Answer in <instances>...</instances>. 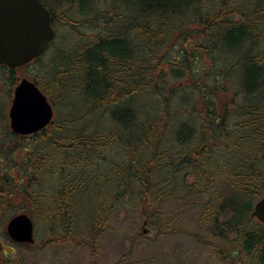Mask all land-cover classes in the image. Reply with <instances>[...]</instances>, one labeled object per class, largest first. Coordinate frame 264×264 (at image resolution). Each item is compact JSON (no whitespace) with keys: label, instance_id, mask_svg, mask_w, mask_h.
I'll use <instances>...</instances> for the list:
<instances>
[{"label":"trees","instance_id":"trees-1","mask_svg":"<svg viewBox=\"0 0 264 264\" xmlns=\"http://www.w3.org/2000/svg\"><path fill=\"white\" fill-rule=\"evenodd\" d=\"M46 1L72 30L102 22L110 31L57 53L56 101L39 81L56 105L68 89L78 93V116L28 138L0 112V224L21 213L39 218L61 232L44 240L49 248L78 240L93 213V233L80 242L94 251L116 202L136 197L150 219L154 201L177 200L181 216L197 212L195 240L216 247L221 264H264V225L251 218L264 196V0H109L104 12L108 0ZM74 3L80 22L69 17ZM24 67L0 66L10 87L29 77ZM1 91L0 81V101ZM105 117L109 134L100 132ZM104 182H114L111 205L103 189L95 194ZM0 264H8L1 248Z\"/></svg>","mask_w":264,"mask_h":264},{"label":"rangeland","instance_id":"rangeland-1","mask_svg":"<svg viewBox=\"0 0 264 264\" xmlns=\"http://www.w3.org/2000/svg\"><path fill=\"white\" fill-rule=\"evenodd\" d=\"M100 2L101 8L99 7L98 10L101 12H104L105 9L109 11L112 8L113 4L109 0ZM77 4L72 8L75 11L72 19L80 22L83 17L79 8H77ZM122 10L125 13V10ZM55 11L60 16L62 15L57 9ZM125 22L123 20L121 24ZM75 26L74 30H72L70 26H65L63 19L55 22L57 35L53 44L42 56L40 63L29 65L23 72L24 75L28 74L29 78L36 76L45 87L49 96L53 97L55 101L56 95L51 91L54 85L50 82L49 73H51L57 53L72 51L78 44H84L87 42L85 41L87 39L85 36L95 37L97 35L100 36V34L106 36L110 31L108 30L110 26L107 28L102 22L93 28H89L88 25L76 24ZM0 81L2 83L0 112L4 113L3 119L6 118V123L8 122L10 126L9 111L13 102V90L17 82L13 87H10L12 83L6 79V72L2 70H0ZM183 85L185 86L186 84L184 83ZM186 92H180L177 95V100L184 98ZM66 96H68L66 104H61L59 100H57V105L54 104L56 111L55 121H62L66 117L73 119L74 117L70 115V112L77 115L83 111L84 101L78 93L70 88L67 90ZM144 101L146 102L145 99ZM86 120L87 118L76 125L82 128ZM100 121L106 123L110 121V118H101ZM103 123H100V126ZM107 125L104 124L105 131L101 130L100 132L111 133L112 124L108 122ZM91 128H95V125H92ZM113 151H107V154H105L110 161L105 164L106 167H103V173H107L111 169V161L114 158ZM114 164H119V162H114ZM92 171L90 170V174ZM52 172L54 173V171ZM159 178L161 179L160 176ZM112 184L114 185V182ZM113 185H108L104 182L95 189V194L98 193L96 191L103 189L99 193L102 194L103 192L101 196L107 198L105 200L109 203L108 205L112 203ZM174 196H178V193H174ZM84 202V199H82L81 203L84 204ZM179 207L180 204H178L177 200H168L160 205L159 202L154 201L153 208L148 210V213L151 210L150 213H153V216L147 219L145 204L140 202L138 198L128 196L124 201L116 202L114 211L107 223L106 231L101 236L99 247L97 245L98 248L94 251L89 245L80 241L87 239L88 235L90 236L93 233V228L96 226L99 215L95 216L93 213L91 216L87 215L85 222L78 225L77 230H75V237L78 240L68 241L61 245H52L49 248L43 247L44 240L51 237L55 231V233H61L57 231V227L50 229L49 225L45 224L41 219L38 218V221L35 219V243L18 245L12 241L7 233V220L6 223L0 224L1 253L8 264H116L124 256H126L125 264H221L216 247L207 248L195 240L194 232L198 228L197 212L191 210L184 212L185 214L181 216L180 213L178 214ZM97 213L95 211V214ZM144 231L147 232L144 233ZM94 258L97 259L96 263H93Z\"/></svg>","mask_w":264,"mask_h":264},{"label":"water","instance_id":"water-1","mask_svg":"<svg viewBox=\"0 0 264 264\" xmlns=\"http://www.w3.org/2000/svg\"><path fill=\"white\" fill-rule=\"evenodd\" d=\"M54 37L51 13L41 0H0L1 65L18 68L32 62L49 49ZM9 116L15 133L29 135L51 123L54 108L35 82L24 78L15 89ZM251 217L264 224V197L256 202ZM6 230L17 243L36 241L35 223L27 213L13 216Z\"/></svg>","mask_w":264,"mask_h":264},{"label":"flooded vegetation","instance_id":"flooded-vegetation-1","mask_svg":"<svg viewBox=\"0 0 264 264\" xmlns=\"http://www.w3.org/2000/svg\"><path fill=\"white\" fill-rule=\"evenodd\" d=\"M42 1V3L49 9V11H50V13H51V16H52V26L54 27V29H55V31H56V33H57V30H56V27H55V22H57L59 19H64V13L63 12H60L62 15H63V17H62V15L60 16L56 11H55V9L53 8L52 9V3H50V2H48V1H46V0H41ZM62 5H65L64 4V2H63V4ZM74 5H76V3H74ZM78 5V4H77ZM77 8H79V5L77 6ZM57 9V8H56ZM57 11H58V9H57ZM79 11H80V9H79ZM59 12V11H58ZM73 15V14H72ZM72 15H71V19H72ZM60 16V17H59ZM81 19V18H80ZM84 19V18H83ZM82 19V20H83ZM81 20V21H82ZM57 35V34H56ZM28 66H29V64L28 65H26L24 68H28ZM24 78H28V77H21L18 81H17V83H16V85H15V87H14V90H13V95H14V91H15V88L17 87V85L21 82V80L22 79H24ZM28 79H30L31 81H34L35 82V84L46 94V92L42 89V87L40 86V83H39V81L40 80H38V78L35 76V77H32V78H28ZM47 95V94H46ZM47 97H48V99H49V101H50V103L54 106V103L52 102V100H51V98L47 95ZM54 110H55V107H54ZM55 116H56V111H55ZM55 116H54V120L52 121V123L50 124V125H48V127H46V129L47 128H49L52 124H53V122L55 121ZM38 133H40V134H42L43 133V131L42 132H38ZM38 133H35V134H30V135H26L28 138L30 137H33L34 135H40V134H38ZM21 137H23L22 135H20ZM25 137V136H24Z\"/></svg>","mask_w":264,"mask_h":264}]
</instances>
